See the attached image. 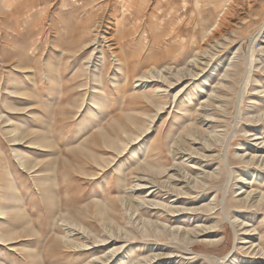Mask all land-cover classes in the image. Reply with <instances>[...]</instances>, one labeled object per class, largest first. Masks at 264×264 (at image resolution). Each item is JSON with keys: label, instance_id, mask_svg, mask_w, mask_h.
I'll return each instance as SVG.
<instances>
[{"label": "rangeland", "instance_id": "rangeland-1", "mask_svg": "<svg viewBox=\"0 0 264 264\" xmlns=\"http://www.w3.org/2000/svg\"><path fill=\"white\" fill-rule=\"evenodd\" d=\"M191 1L0 0V264H264V0Z\"/></svg>", "mask_w": 264, "mask_h": 264}, {"label": "bare ground", "instance_id": "bare-ground-1", "mask_svg": "<svg viewBox=\"0 0 264 264\" xmlns=\"http://www.w3.org/2000/svg\"><path fill=\"white\" fill-rule=\"evenodd\" d=\"M6 1L9 2L10 0H6ZM209 1H211V3L209 2L208 6H209V8L212 7V9L210 10L212 13H210V14H212V15L214 14L213 16H215L214 17L215 20H218V23L216 24L217 26H215L211 30L212 39H214V37H216V36L221 35L223 32H225L228 29H230V30L237 29L236 27L238 25H242V27H246L249 23L252 22V20H255L256 22L261 23L260 22V20H262L261 11L260 10L254 11L256 3H258L256 0H209ZM3 2H4V0H3ZM172 2H173L172 3L173 6H175V7L180 6V8L184 10L185 14H187L189 12L190 5L192 4L191 0H172ZM193 2H194L195 7L199 6L198 0H194ZM197 9L199 10V8H197ZM216 10H218L219 14L220 13L221 14L216 15L217 14L215 12ZM251 17H252V19H251ZM207 18L210 19L211 16H206L204 21H209V20H207ZM211 28H212V25H211ZM178 30H179V26L178 27L176 26V28L174 29V32L177 33ZM263 34H264V26H262L260 28V30L257 32V34L254 36L253 42L255 43L260 36L263 39V37H262ZM193 40H194V35H193ZM177 44H179V43H177ZM91 65H94L93 70H97L100 67L99 63H92ZM247 82H248V80L245 82V86L248 85ZM95 104L97 107L94 108V110L99 109V107H100L99 103H95ZM21 166L23 167V165H21Z\"/></svg>", "mask_w": 264, "mask_h": 264}]
</instances>
